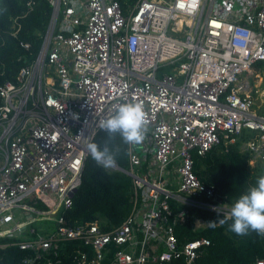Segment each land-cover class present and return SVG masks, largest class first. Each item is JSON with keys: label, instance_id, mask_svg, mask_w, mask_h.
<instances>
[{"label": "built area", "instance_id": "2783aa9c", "mask_svg": "<svg viewBox=\"0 0 264 264\" xmlns=\"http://www.w3.org/2000/svg\"><path fill=\"white\" fill-rule=\"evenodd\" d=\"M48 2L38 56L0 86V226L15 222L17 207L38 217L2 234L29 230L33 237L17 242L32 252L25 264L74 240L76 264H104L109 254L112 264H192L209 240H181L178 227L205 230L210 221L197 211L228 218L231 209L197 178L194 158L246 131L254 132L244 143L249 163L264 159L255 108L264 0H139L128 13L118 0ZM129 102L142 103L147 120L143 142L129 146L130 168L114 166L133 180L132 211L109 231L69 225L58 213L73 206L85 145L114 105ZM47 219L54 231L38 235Z\"/></svg>", "mask_w": 264, "mask_h": 264}, {"label": "trees", "instance_id": "16d2710c", "mask_svg": "<svg viewBox=\"0 0 264 264\" xmlns=\"http://www.w3.org/2000/svg\"><path fill=\"white\" fill-rule=\"evenodd\" d=\"M128 13L139 0H118ZM53 8L48 0H35L32 9L27 0H0V86L6 81H16L20 69L31 64L38 56L44 36L49 27ZM29 45L26 48V45ZM263 76L261 88L264 89V62L255 64ZM256 111L264 115V99H259ZM1 104V101H0ZM254 132L244 131L234 142H220L204 155L194 158V173L206 185H212L217 198L232 207L235 201L255 186L258 178L264 176V159L249 163L250 154L242 147ZM106 134L100 130L93 142L103 146ZM117 152V165L129 169V145L117 138L112 142ZM134 183L124 171L115 168L105 169L87 157L82 182L73 196V206L63 208L58 215L66 223L80 226L98 222L104 230H112L122 224L133 208ZM38 209H47L41 202L35 204ZM197 214L209 221L227 219L228 223L216 228L191 231L190 224L178 227L181 240L192 241L200 237L209 240V245L200 250L192 264H256L264 260V237L250 232L247 236H238L228 231L232 221L216 213L197 211ZM20 237L6 234L0 236V264H25L32 252L22 250L17 242ZM80 243L78 240L63 241L56 254L37 260L34 264H76ZM112 254L106 256L104 264L111 263ZM169 264H186L177 259Z\"/></svg>", "mask_w": 264, "mask_h": 264}, {"label": "clouds", "instance_id": "9594fccd", "mask_svg": "<svg viewBox=\"0 0 264 264\" xmlns=\"http://www.w3.org/2000/svg\"><path fill=\"white\" fill-rule=\"evenodd\" d=\"M97 127L105 134L103 146L89 141L85 145L86 152L100 167L109 169L117 163V152L112 148V142L117 136L125 145H139L145 139L147 120L144 106L139 102H129L113 106L112 114L100 119ZM228 231L238 236H247L250 232L264 237V176H260L256 185L241 195L230 209ZM227 219L210 221L211 228L224 226Z\"/></svg>", "mask_w": 264, "mask_h": 264}, {"label": "rangeland", "instance_id": "374dc122", "mask_svg": "<svg viewBox=\"0 0 264 264\" xmlns=\"http://www.w3.org/2000/svg\"><path fill=\"white\" fill-rule=\"evenodd\" d=\"M257 70H260V69H257ZM259 89H262L261 88V84L258 86ZM264 90V89H262ZM259 99H264V92L260 95H257L256 99H255V104L257 107H259V104L261 103V101ZM112 168H115V167H112ZM15 213H16V220L14 223H10V224H2L0 226V236H3V235H6V234H2L1 230L4 231V230H7L8 228L9 229H12L15 224L17 222H20V221H28V220H31L32 218L34 217H37L38 214L35 213V212H25L24 210H22L20 207H17L15 209ZM51 216V215H49ZM45 223H47V226L45 227L46 228V232L47 233H52L54 231V226H55V221L54 219H51V220H48L46 221ZM26 228H23L22 231L20 230H15V231H12L11 234L12 236H16V237H20V239H24L28 236V233L26 232L25 230ZM30 235V233H29Z\"/></svg>", "mask_w": 264, "mask_h": 264}, {"label": "crops", "instance_id": "0c3cea01", "mask_svg": "<svg viewBox=\"0 0 264 264\" xmlns=\"http://www.w3.org/2000/svg\"><path fill=\"white\" fill-rule=\"evenodd\" d=\"M245 143V142H244ZM244 143H243V145H242V147L244 148ZM245 149V148H244ZM248 151V150H247ZM249 152V151H248ZM249 154L251 155V153L249 152ZM251 164V163H250ZM38 217V216H37ZM35 218V217H34ZM34 218H32V219H34ZM31 219V220H32ZM48 220H51V219H47L46 221H48ZM46 221H43V222H38V223H36V227H37V229H38V232H37V234L38 235H41V236H47V235H50L49 233H47L46 232V226H47V223H45ZM54 228H55V226H54ZM26 230V229H25ZM6 232L7 231H10V229L8 228L7 230H5ZM26 232L28 233V236L26 237V238H29V237H33L31 234L29 235V230L27 229L26 230Z\"/></svg>", "mask_w": 264, "mask_h": 264}]
</instances>
